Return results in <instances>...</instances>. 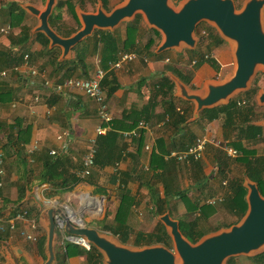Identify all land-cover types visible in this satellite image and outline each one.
I'll return each instance as SVG.
<instances>
[{"label": "crops", "instance_id": "obj_1", "mask_svg": "<svg viewBox=\"0 0 264 264\" xmlns=\"http://www.w3.org/2000/svg\"><path fill=\"white\" fill-rule=\"evenodd\" d=\"M8 3L11 5H18L22 10H24L22 4H30L38 9H43L46 0H0V7L4 9V7H6L5 5ZM120 3L121 2L118 4ZM99 4H101V2H99ZM2 9H0V28H4L7 25L10 26L6 21L7 13ZM74 10L76 16L79 12L93 13V11L87 7L82 9L79 5H75ZM103 10L105 12L110 11L104 8ZM25 13L27 15L24 24L29 26L28 23H32L33 27L30 28L31 31L38 25V20L29 15L26 11ZM123 24L124 23H121L117 28L109 32H115L116 37L118 36L119 39L123 38L125 32V25ZM140 28H142L140 39H142L143 43H146L147 38L150 37L148 33L150 28L145 24L143 19L142 22H140ZM13 31H16V29ZM10 32L11 26L7 34L0 35V50L8 49L10 46L8 40ZM92 36L93 34L88 38H91ZM160 43L161 38L154 51L157 50ZM38 47L39 45L36 42L30 40L23 53L24 55H31L34 51L38 50ZM207 50L208 49H205L203 52L207 53ZM190 52L191 50L182 48L180 51L175 49L167 50L161 53L162 57L159 58L140 55L136 56L134 61L124 63L118 69L111 67L116 77V81L120 86L119 89L106 100L113 120L121 119L122 115L131 108L137 109L146 103L149 96V89L152 86V80H154L156 75L164 72L166 65H174L177 70L182 72L191 69L194 60L190 62ZM208 54L217 62L219 66L218 70L212 68L208 63L201 64L198 68L193 70L190 81L191 86L184 84L171 72H167V75L169 77L170 75H173L178 78L189 91L203 94L207 83L223 82L233 71L232 51L228 42L224 41L223 44L213 47L208 51ZM97 61L99 60L94 58L89 61V64L91 65L89 76H92L96 68L99 66ZM23 64L24 61L20 66L13 70L5 69L8 72V77L4 79V83L7 85L6 89L12 91L13 98L11 102L4 104L0 109V149L5 156L4 186L0 191L3 198L1 214L6 223L7 221H11L16 225L15 231L10 234H0V264H14L15 259H17L19 264H44L46 260L44 247L43 254L45 260L36 246L38 241L36 243L28 242L21 238L18 233L20 230L31 232L30 224L34 219L29 218L28 216L32 217L36 215L37 219L35 222L38 227L36 233L38 240L45 236V229L38 221L39 216L43 211L40 207L41 204L44 205L43 209H47L49 206L56 204L59 207L67 208L75 212L77 210L73 207L77 206L80 202L82 193H86V197L84 198L85 202L90 199L95 201L100 199L104 201L103 199H106L113 211L114 206L118 203V173L128 172L131 174L127 179V187L137 200V205L132 207L129 215L128 224L130 228L132 231H153L158 223L161 224V222L158 220L159 215L154 216L151 214L153 206L149 191L145 186V181L139 180L145 179L146 181L151 182V177H153V174L149 173L151 152L156 146V141L165 136L162 133L164 122L161 109L157 108L156 113L158 115L151 121V123H147L150 127V131L143 132V140L140 144L141 147L139 150V139H133L132 141L127 142L121 136L118 140V146L119 148L125 147L122 152V159L117 164L106 166L103 169L94 167L92 171L94 181L98 187L105 189L107 195L90 197L92 196L91 193L94 191V188L86 183H79L68 192L50 195L52 190L49 186L45 183H40L39 181L42 160L49 156L51 150H56L60 153L61 145L64 142L68 145L67 152L73 166L75 168H82V160L90 146V141L96 138L94 130L99 124L97 119V107L92 99L88 98L80 91L67 89L63 91L61 95H54L51 89H45L38 85V83L33 85V81L30 80L28 67ZM143 79H145V82L139 87V81ZM28 80L30 81V84L27 83ZM1 93L2 90L0 91V94ZM177 94L178 90L175 86V98L181 100V102L178 103L179 108L184 109L188 106V103L193 105L192 102L179 98ZM36 98L38 101H34ZM184 102H187V105ZM12 103L17 104V107L12 108ZM255 104L258 109H264V106L258 105L256 101ZM47 106L54 107V111L50 116H47L45 113ZM258 116L252 121V124L264 128V117ZM223 120L224 117H220L217 120L204 124V127H202L203 123H201V125L193 124L196 120L189 122L187 123V133L193 134L196 137L208 136L210 138L225 140L230 143V139H225L223 137ZM26 127H29V133L26 134L25 132L19 134L21 139L26 140V143L21 144L24 148V158L26 157L28 163V169L25 174L23 167L18 164L19 159L16 156V144H14L15 146L11 144L15 142V139L19 136H17V132L25 131ZM60 135H63V137L61 140H58L57 137ZM35 142L38 144V150L29 155L28 149ZM148 144L150 145V150L147 151L144 147ZM254 147L256 148L257 153H260L258 150L259 145ZM29 158H31L32 162H28ZM220 162L228 164L225 172L231 174L230 165L236 164L233 159L227 158L221 149L208 145L203 159L199 161H193L187 164L175 161V166L172 169L173 172L169 175H165L164 182L161 179L154 181L153 189H156L159 192V195L163 197L164 184L167 185V188L169 187V189L172 190L187 188L188 198L196 199L200 205L204 204L207 199L218 197L221 191L217 189L218 185L217 182H215V179L218 176L217 163ZM69 171L73 172L74 169L71 168ZM25 176L29 179V183H26L25 186V196L21 201L22 205L19 210L13 213L11 203L17 200L18 188L25 184ZM223 182L226 183L225 180H223L222 183ZM4 200L9 203L6 204L7 206H4ZM47 201L50 202L49 205L46 204ZM223 203L224 201L214 205L215 213L210 218H213L221 211H225L230 215V213L223 207ZM169 205L171 212L178 214V216L195 219L199 215L198 209H194L192 212L188 213L186 204L177 198L169 200ZM23 211H26L27 214L22 218L15 219L16 215L21 214ZM166 211L170 214L169 210ZM75 213L77 214V218L83 221V225L94 227L99 230V228L95 226L88 225L86 222L84 223L82 215L78 214V212ZM170 217L178 221V218H175L171 214ZM134 224H136V229L133 227ZM144 228H147V230ZM221 228H225V225L219 227V229ZM61 243L62 234L58 232L55 240V253L63 251L64 246ZM67 264H86L85 257L71 256L68 258Z\"/></svg>", "mask_w": 264, "mask_h": 264}, {"label": "trees", "instance_id": "obj_2", "mask_svg": "<svg viewBox=\"0 0 264 264\" xmlns=\"http://www.w3.org/2000/svg\"><path fill=\"white\" fill-rule=\"evenodd\" d=\"M87 0H58L53 13L49 17L51 28L62 37H69L76 32L80 27L77 16L75 14V5H79L85 9ZM90 3L94 0H88ZM174 4L181 0H171ZM236 1V0H235ZM104 9L107 8L109 0H100ZM96 3V2H95ZM4 10L7 13V22L11 26V32L8 40L10 46L8 49L0 50V70H13L23 63V51L30 40L36 42L39 47L31 55L28 54L29 64L39 73H45L46 78L54 84H59L69 78L91 79L89 71L91 59L99 60V67L105 72L100 86L104 91V97H111L116 90L119 89V84L116 81L111 65H114L119 60L122 53H134L136 56H150L153 58L162 57V54H155V48L160 40L159 33L154 29H149L150 35L146 43L140 39V22L141 16L137 15L132 21L125 24L124 37L119 39L115 32L97 30L91 38L82 41L72 50V58L68 61L59 62L60 50L58 48L49 49L48 39L41 33L33 36L29 35L30 27L24 24L26 13L18 5H5ZM107 10V9H106ZM66 15L70 21L64 22L63 16ZM72 22V23H71ZM16 29V31H13ZM198 30L199 40L196 50L190 52L191 59L195 61L191 69L185 72L177 70L174 65H166L162 74L156 75L152 80V86L149 89V96L146 103L140 108H131L125 112L121 119L113 120L112 130L105 135L96 138V154L94 157V165L98 169H103L106 166L115 165L122 159V152L125 147L119 148L118 140L123 131L132 130L139 122L151 123L158 115L156 109L160 108L163 113L164 127L162 129L164 137L156 141V146L151 152V161L149 173H152L151 182L145 179V186L149 191V196L152 201L151 214L154 216L162 215L166 210L170 211L169 200L177 198L184 202L187 206V212H192L194 209L199 210V215L195 219L182 217L179 220V229L183 237L190 243L195 244L202 236L214 232L218 227H214L210 221V217L215 213V207L207 204H198L196 199L188 198V189L172 190L163 186V197L159 195L156 189H153L154 181L161 179L164 182L165 175L171 174L175 166V161H165L164 156L173 150H180L188 145H191L198 137L187 133V121L192 116L193 105L188 103L184 109L178 107L181 100L175 98V84L167 75L171 72L176 75L184 84L191 86L190 81L193 70L198 68L203 63H208L212 68L218 70L217 62L211 58L208 51L213 47H217L224 43L215 29L209 27L205 23H200ZM205 32V35L202 32ZM209 43V45H208ZM208 45V46H207ZM211 48V49H210ZM205 49L207 53L203 52ZM207 55V58L205 56ZM50 69V71H49ZM49 71V72H48ZM95 72V71H94ZM145 79L139 81V87L143 85ZM258 76L252 82L250 89L240 93L229 101L227 105H222L212 109H205L199 114V118L193 123L201 125L212 122L224 117L223 120V137L230 139L231 146L241 152V156L233 159L234 163L242 166L243 171L241 176H231L227 174V163H217L218 175L222 181H226L224 189L225 199L223 207L233 216L236 221L225 225H230L239 221L247 210L246 195L247 189L243 186V177H246L251 182L257 184L258 190L264 196V152L257 153L254 146L264 144V128L252 124V121L258 117H264V109L256 107L254 97L257 94L259 87L257 85ZM7 85L4 80L0 81V103L8 104L12 101V91L6 89ZM53 94L57 93L53 91ZM61 95V94H57ZM185 103V102H184ZM187 103V102H186ZM185 103V104H186ZM187 105V104H186ZM179 109V110H178ZM257 111V112H256ZM258 113V114H257ZM186 124V125H185ZM185 125V126H184ZM29 133V127L25 131L17 132V136L22 133ZM139 145L143 138V130L140 131ZM26 143L25 139H21L20 135L11 145L16 144V156L19 159L18 164L23 167L25 174L28 169L26 157L24 158V148L21 144ZM12 146V148H13ZM141 145L138 147L140 149ZM20 157V158H19ZM74 169L70 172L69 169ZM81 168H75L71 163L68 152H61L55 156H47L42 160V168L40 173V183H45L52 190L50 195H56L61 192L72 190L79 183H86L94 188L91 193L94 196L107 195L105 189L98 187L91 174L85 179L77 176ZM131 174L118 173L117 197L118 203L114 206L112 213L106 215L103 220L99 221V230L109 233L116 237L121 244L132 245L135 247L163 245L171 249V239L165 230L164 226L158 223L153 231L133 232L128 224V219L132 207L137 205V200L130 193L127 187V179ZM207 181V180H206ZM29 183V179L25 176V184L18 188L17 200L11 203L13 213L17 212L22 205L21 201L25 196V186ZM9 204L4 200V206ZM3 206V198H2ZM33 211V209H32ZM110 215V216H109ZM172 215V214H171ZM37 219L36 215L30 217ZM108 217L110 219H108ZM45 244V236L37 242V248L45 260L43 247ZM71 256H84L86 264H103L101 253L93 246L86 250L82 246L72 243H66L63 251L56 253L55 264H67V260ZM264 255L253 257V263L260 262ZM235 258H229L226 264H235Z\"/></svg>", "mask_w": 264, "mask_h": 264}, {"label": "water", "instance_id": "obj_3", "mask_svg": "<svg viewBox=\"0 0 264 264\" xmlns=\"http://www.w3.org/2000/svg\"><path fill=\"white\" fill-rule=\"evenodd\" d=\"M171 3V0H123L109 12L99 4L93 13L77 14L80 27L69 37L58 35L49 24L56 0H46L43 9L30 4H22V8L38 20V25L29 35L43 34L49 41V49L60 50L59 62L70 60L73 48L94 31H112L137 15L160 35L161 43L155 54L182 48L196 50L197 26L206 23L215 29L220 38L231 46L232 73L223 82L207 83L203 94L189 91L178 78L170 75L178 90L177 96L194 105L189 123L197 120L203 110L227 105L236 95L248 91L258 71L264 72V0H245L240 10L236 9L234 0H181L173 3L176 8ZM254 99L258 105L264 106V91L258 90ZM243 186L247 189L244 216L229 227L202 236L195 244L183 237L179 222L172 219L168 211L159 215L158 220L171 239V249L159 244L143 247L121 244L111 234L116 240L94 227L80 225L81 221L73 224L65 208L55 204L43 209L41 204L43 211L38 221L45 229L44 264L56 263L54 247L59 232L56 217L62 221L66 235L83 238L95 247L103 257V264H226L229 258L262 255L264 196L257 184L246 177ZM14 264H19L17 259Z\"/></svg>", "mask_w": 264, "mask_h": 264}, {"label": "built area", "instance_id": "obj_4", "mask_svg": "<svg viewBox=\"0 0 264 264\" xmlns=\"http://www.w3.org/2000/svg\"><path fill=\"white\" fill-rule=\"evenodd\" d=\"M10 30V26L7 25L4 28H0V35L7 34ZM203 35H205V32H202ZM28 54H25L23 57V61L26 67H28L29 74H30V80H32V84L35 85L38 83L41 87L45 89H51L52 91H55L57 94H62L63 91L69 89V90H77L82 92L85 96L92 99L96 103L97 107V119L99 121V124L96 126L94 132L95 137L105 135L108 131L112 130V122L113 117L109 111V107L107 104V101L104 97V91L102 90L100 86V82L105 74V72L98 66L94 72V75L91 79H81V78H69L63 81L59 84H53L51 81H49L45 73H39L35 68H33L28 61ZM207 58V55L205 56ZM136 59V54L134 53H122L119 56L118 62H116L114 65H111L112 68L118 69L120 68L124 63L132 62ZM99 64V61H97ZM192 64H195V61L192 62ZM8 77L7 70H0V81L4 80ZM30 84V81L27 82ZM34 101H38L36 98ZM3 107V105L0 103V109ZM12 108H16L17 104L12 103ZM179 110V109H178ZM54 111V107H46V115L50 116ZM150 131V127L147 123L139 122L135 128L129 131H124L121 133V136L123 139L127 142L132 141L133 139H136L140 136V131ZM63 135H60L57 137L58 140H61ZM96 138L92 139L90 141V146L87 150L86 155L84 156L82 160V168L77 173V176L81 179H85L86 177L90 176L92 174V171L95 167L94 165V157L96 154ZM208 145H212L215 148H219L223 151L225 156L229 159H235L239 156H241V152L230 145L228 141L221 140V139H215L210 138L208 136H202L198 137L191 145L186 146L183 149L180 150H173L170 151L168 154L164 156V159L166 161L174 160L178 163H190L193 161H199L203 159L205 150L207 149ZM145 150H150V145H145ZM68 149V145L63 142L60 148L61 152H66ZM38 150V144L37 142L33 143L32 146L28 149V154L31 155L33 152ZM56 154H59L56 150H51L49 152L50 156H55ZM31 157V156H30ZM4 162H5V156L3 151L0 149V191L4 186V177H5V170H4ZM28 162H32L31 158L28 159ZM117 164V163H116ZM223 185L226 183L223 182ZM224 201V198L222 197H214L207 199L204 204L214 206L219 203H222ZM47 205L50 204L49 201L46 202ZM1 208H2V195L0 192V234H10L11 232L15 231L16 225L14 222L6 221L2 217L1 214ZM67 212V216L69 220L77 225L79 221L80 225H83V221L79 218H77V214L74 211H71L70 209L65 208ZM27 214L26 211H23L21 214L16 215L15 219H19L24 217ZM56 223L57 228L59 229V232L62 234V245L65 246L66 243H72L75 245L82 246L86 250L90 249V244H88L83 238H74L72 236H67L64 234L63 230V224L60 218L56 217ZM31 232H26L24 230L18 231L21 238L28 242L36 243L38 241L37 236V224L35 220L31 222L30 224ZM264 255V253H263ZM253 264H264V258L260 262H255Z\"/></svg>", "mask_w": 264, "mask_h": 264}, {"label": "rangeland", "instance_id": "obj_5", "mask_svg": "<svg viewBox=\"0 0 264 264\" xmlns=\"http://www.w3.org/2000/svg\"><path fill=\"white\" fill-rule=\"evenodd\" d=\"M244 1L245 0H236V1L234 0V3H235V6H236V9L237 10H240V8L242 7ZM95 2H97V3H95ZM99 2H100L99 0H97V1L94 0V2L91 1V3H90L87 0L86 1V7L88 9H90L91 11L94 12L96 10V8L98 7L97 5H99ZM119 2H122V0H110V2L107 5V8L106 9L107 10H111L112 7L114 5H116V4H118ZM171 4H172V6H174L176 8V5H174L173 3H171ZM66 17H67L66 15L63 16V18L65 20L64 22L70 21ZM141 19H142V17H141ZM28 25H29L30 28L33 27V24L32 23H28ZM123 25H125V23ZM195 34H196V37L199 40L198 30L196 31ZM257 76H258L257 85L259 87V90H263L264 91V72L262 70L258 71V73L256 74V77ZM258 150H259L260 154L262 152H264V144H260ZM230 168H231V174H232L231 176H241L242 171H243V168H242L241 165H239V164H233V165H230ZM215 182H217V185H218L217 186V189L218 190H221L218 197H222V198L224 197V199H225V194H224L223 190L225 189L226 186L222 184V178L219 175L216 177ZM93 196L94 195H92L90 197H93ZM85 197H86V193H82L80 202L77 204V206H75L73 208H75L77 210L75 212H78V214L82 215V218L84 220V223L86 222V224H88V225H91V226H95L97 228H100L99 227V225H100L99 224V221L103 220V218L106 215L112 213L110 204L108 203V201L106 199H103L104 201H102L101 199L100 200H96V201L90 199V200H88V201L85 202L84 201V198ZM93 201H95V204H94V209L95 210H93V205L91 204V202H93ZM171 214L175 218L184 219L181 216H178V214H175L173 212ZM108 219H110V218L108 217ZM210 221H211V223H212V225L214 227H218L219 228L221 226L227 225L230 222L236 221V217L233 216L232 214L229 215L225 211H221V212H218V214L215 215L213 218H211ZM133 227H134V229H136V224H134ZM144 229L147 230V228H144ZM133 232H137V231H134L133 230ZM142 232H146V231H142ZM103 233H106V232H103ZM106 234H108V236H111L109 233H106ZM114 240H116V238ZM129 246H132V245L129 244ZM252 257L253 256H251V257H245V256L234 257L235 258L234 263L235 264H253V261L251 260Z\"/></svg>", "mask_w": 264, "mask_h": 264}, {"label": "bare ground", "instance_id": "obj_6", "mask_svg": "<svg viewBox=\"0 0 264 264\" xmlns=\"http://www.w3.org/2000/svg\"><path fill=\"white\" fill-rule=\"evenodd\" d=\"M88 204V203H87ZM90 204V203H89ZM92 205H93V209H94V204H95V201H94V203H91Z\"/></svg>", "mask_w": 264, "mask_h": 264}]
</instances>
